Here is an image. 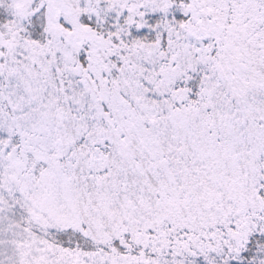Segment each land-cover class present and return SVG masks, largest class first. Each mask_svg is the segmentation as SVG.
Segmentation results:
<instances>
[{
  "label": "snow or ice",
  "instance_id": "6c2138e0",
  "mask_svg": "<svg viewBox=\"0 0 264 264\" xmlns=\"http://www.w3.org/2000/svg\"><path fill=\"white\" fill-rule=\"evenodd\" d=\"M0 264H264V0H0Z\"/></svg>",
  "mask_w": 264,
  "mask_h": 264
}]
</instances>
